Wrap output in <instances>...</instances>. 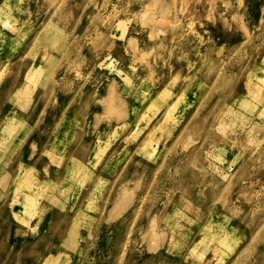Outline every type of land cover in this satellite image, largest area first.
I'll list each match as a JSON object with an SVG mask.
<instances>
[{
  "label": "rangeland",
  "instance_id": "374dc122",
  "mask_svg": "<svg viewBox=\"0 0 264 264\" xmlns=\"http://www.w3.org/2000/svg\"><path fill=\"white\" fill-rule=\"evenodd\" d=\"M0 264H264V0H0Z\"/></svg>",
  "mask_w": 264,
  "mask_h": 264
}]
</instances>
